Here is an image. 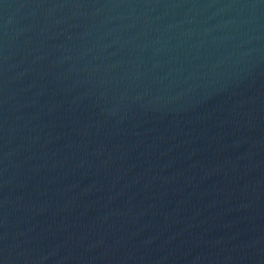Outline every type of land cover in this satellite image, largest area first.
<instances>
[{
  "label": "water",
  "instance_id": "water-1",
  "mask_svg": "<svg viewBox=\"0 0 264 264\" xmlns=\"http://www.w3.org/2000/svg\"><path fill=\"white\" fill-rule=\"evenodd\" d=\"M0 264H264V0H0Z\"/></svg>",
  "mask_w": 264,
  "mask_h": 264
}]
</instances>
